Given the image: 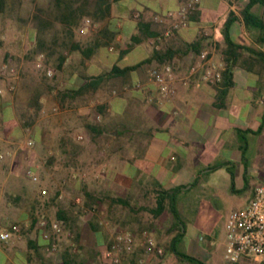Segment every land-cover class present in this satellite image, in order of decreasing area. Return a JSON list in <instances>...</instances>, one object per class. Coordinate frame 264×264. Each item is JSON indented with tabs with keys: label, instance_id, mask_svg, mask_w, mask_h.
<instances>
[{
	"label": "rangeland",
	"instance_id": "1",
	"mask_svg": "<svg viewBox=\"0 0 264 264\" xmlns=\"http://www.w3.org/2000/svg\"><path fill=\"white\" fill-rule=\"evenodd\" d=\"M43 1L45 0H23V2L11 6L4 13L7 17L0 18V65L3 60L12 59L21 67V79L16 83V91L0 95V125L2 126L0 153L6 154L5 158L0 160V168L3 167L6 157H12L15 153H23L22 164L26 165L33 153L31 164L39 175L40 182L33 184L31 191L35 195L34 197L43 203L45 201L53 203L55 207L52 206L45 214V217H51V219L56 217V207L63 203L72 207L73 211L79 215L78 222H84L85 213L90 209L82 210V204L77 202V198L83 195V186L87 185L103 197L104 202L99 217L103 227L113 235L117 229L124 228L122 222L130 218V210L128 207L122 208L121 205H116L115 216L112 215V217L114 216L113 222L107 216L109 214V197L126 198L129 197L132 190L128 191L123 184L115 183L114 177L117 172L121 171L120 162L131 160L140 153L136 146L129 143L126 144V148H122L118 141H115L114 145L106 144L101 136L94 140L87 130L88 123L101 121L95 112L96 105L116 97L110 91L111 83L103 85L94 96L80 101L75 107H69L67 103L63 105L58 92L67 86L78 87L79 83L83 82L81 76L83 67L80 65L78 53L68 54L66 69L58 75L59 85L44 97L43 107L34 123L28 125L29 129L23 125L24 119L19 117V108L25 104L27 95L22 90V83L29 85L32 81H41L44 75L43 71L36 66L37 57L30 54L34 41L30 38L31 28L26 23L28 15L34 11L37 3ZM94 23L95 26H89L85 33H81L79 30L82 26L81 23L76 29V38L86 43L95 37L100 28L97 22ZM112 45L115 47L114 50L109 49ZM123 46L124 44L119 45L115 41L102 48L98 55L88 62L84 73L97 75L109 69L114 64L112 54L122 55ZM144 57V53L137 49L118 58L120 60H117V64L120 66L131 65ZM48 66L53 69L52 65ZM73 74H75L74 81L71 79ZM6 82L5 76L0 70V86H4ZM251 91L252 93L249 91L247 95L246 103H238L240 106L238 107L239 119L236 123L237 132H232L227 136L223 142L224 150L220 155L213 157L214 154L209 153V158L212 159L208 163L205 159L199 158L194 163L195 166L192 170H189L196 173L197 176L194 178H190L183 168H179L177 175L167 184L168 187H178L184 180H190L177 194L176 209L179 219L183 223H180L181 235L176 242V248L180 253L192 255L201 261L207 259V247L212 240H215L218 245L222 243L226 235L225 226L228 216L234 209L244 206L247 201L249 202L264 175V82H260L259 87ZM232 93L231 99L236 90ZM5 102L11 103L9 105L11 111L6 113L1 111V106ZM134 113L143 120L139 111H134ZM10 117L16 120L19 136L7 141L4 121ZM142 120L141 123L144 126L147 125V122ZM36 133L38 136L33 137ZM113 133L115 134L114 130ZM79 136L82 138L79 139ZM29 137H33L35 140L34 147L25 148L21 143ZM158 154L157 146L147 154L148 160L146 161L150 167L154 166ZM52 156L55 158L52 163H49ZM84 172H87V178L82 177L81 174ZM1 177V181H4L7 175H1ZM27 182L30 180L23 173L13 177L9 176L5 186L2 187L0 184V192L2 190V193L7 194V198L16 201L18 189ZM43 187L49 191L47 197L39 196ZM62 190L64 196L59 197L58 195L54 201H51L56 192L60 193ZM148 190L150 191L147 192ZM134 197L138 198L132 199L131 205L138 202L155 207L157 204V194L153 191V184L145 183L143 180L137 186ZM138 218L149 226L145 230L149 232L158 230L156 236L162 246L169 243L179 232L178 229L171 230L178 219L173 217L169 211L159 217L153 216L150 211H143L138 215ZM13 224H18L21 227V232L8 242L0 240V264H39V260L36 258L28 260V262L24 261L30 251L28 240H34L32 238L35 236L34 231H30L29 225L19 219L17 214L8 212L5 215L0 214V230ZM68 233L67 231L58 236L59 250L73 243V238ZM56 251L52 249L44 251L43 256L48 261L54 262ZM141 258L144 261H140ZM141 258L139 264H151L147 262L148 258L156 261L162 260L159 264H191L187 260L178 259L173 253H168L164 258L157 254L144 253ZM125 260L124 258L123 261ZM89 264H98V262L94 259ZM127 264L134 263L127 259ZM208 264L212 263L209 261Z\"/></svg>",
	"mask_w": 264,
	"mask_h": 264
},
{
	"label": "crops",
	"instance_id": "2",
	"mask_svg": "<svg viewBox=\"0 0 264 264\" xmlns=\"http://www.w3.org/2000/svg\"><path fill=\"white\" fill-rule=\"evenodd\" d=\"M185 1L120 0L113 3L111 15L102 22H98L99 30L105 31L106 29L117 32L115 41L119 45L124 44L122 47L126 50V53L123 54L124 56L137 49L144 53L145 57L143 59L149 57L154 49H160L164 53L172 55L168 61L175 67L179 77H186L191 68L199 61V53L196 48L190 46L193 43H196V47L202 50L215 45L217 48L215 59L223 61V51L226 48L224 29L226 21L231 14L236 17V21L229 28L231 38L236 43L246 47L264 49V44H260L256 40L260 35V31L253 29L252 32H249L241 13L250 4L252 5V12L264 20V4L258 1L255 2V0H201L198 7L190 12V24L188 27L180 29L170 37H165L156 43H152V37L154 36H151L144 38L142 42L130 45L131 37L139 33L141 27L148 32L157 31L159 34L162 33L172 22V19L167 17V13L170 10L178 9ZM5 16L4 13H0V18H5ZM241 53L245 57H252L249 50L242 49ZM123 55L113 53L114 64H117V60H120L118 58L123 57ZM156 64L157 62L154 61L149 68ZM256 65H252V70L242 66L234 68L235 85L229 90L225 106L217 105L219 87L205 82L198 83V75L186 80L179 79L176 81L177 94L172 99L161 103L149 102L145 94L132 88L123 94L122 97L111 98L112 103L115 104L116 112L120 113L129 108L136 112L139 111L143 121L147 122V125L144 126V131L150 134L144 140L143 149L139 155L131 160L127 159L120 162L121 171L116 173L114 177L115 183L123 184L129 191L139 181L142 182L143 180L145 183H153L154 180H157L165 188L171 189L176 186L168 187L167 184L174 179L179 168H183L190 178L197 176L195 172H190L189 170H192L195 166L194 163L199 158L205 159L208 163L212 159L209 158V153H213V157L220 155L224 150L223 142L227 136L231 135L232 132H237L238 107L240 104L246 103L249 91L252 93V89L259 87L260 82H264V65L262 63ZM234 90H236V93L231 99L230 96ZM10 104L3 103L1 111L4 113L11 111ZM4 123H6L4 124V130L6 131L7 141L19 136L14 118H7ZM37 136L38 133L33 135V137ZM155 146H157L159 154L154 166L150 167L146 161L148 160L146 156ZM33 156L34 154L32 153L31 159L26 165L22 164L23 153H15L12 157H6L3 167L0 168L1 186H5L9 176L13 177L22 173L25 175L26 166H32ZM1 175H7V178L1 181ZM29 180L30 182L24 183L23 187L18 189L16 201H11L7 198V194L2 193V190L0 192V214L5 215L6 212L17 214L19 219L28 225L31 223L30 217L33 211L41 219L45 217V214L52 206L55 207L53 203H43L40 199L34 197L35 195L32 194L31 188L37 182ZM186 182L189 183L190 180H184L179 185L184 186ZM63 196L62 190L59 193V197ZM78 198L83 199L82 196H78ZM38 200L41 203H38ZM59 209L70 213L73 211L72 207L63 203L56 207V213ZM163 215L164 213L161 216ZM92 216L93 212L89 210L85 213L84 222H78L81 226L82 241L85 244L104 250L106 249L105 236L110 239L113 235L105 228L97 232L92 230L90 225ZM48 218L49 221L56 220V217ZM61 223L64 232L68 231V234H71V231L67 230V228L65 229L66 224ZM32 231H34L35 235L32 238L36 240L38 246L46 242V237L42 234V231H37L36 228ZM157 232L158 230H152L150 234L159 243L156 236ZM135 240L136 248L141 250L145 248V254H147L145 240L142 235L135 236ZM56 244L55 261H48L47 258L43 257L39 259V264H55L61 260V250L58 248V242ZM207 248L208 257L203 262L206 264L209 261L212 264H228L225 258L226 235L221 244L218 245L215 240H212ZM127 259L131 260V257L126 258L121 264H127ZM141 260L144 261L143 258ZM146 260L151 264L162 262L159 259L157 261L151 258ZM24 261L28 262V258L26 257ZM96 261L98 264H110L111 258L104 253L99 255ZM133 263H137V260H133Z\"/></svg>",
	"mask_w": 264,
	"mask_h": 264
},
{
	"label": "trees",
	"instance_id": "3",
	"mask_svg": "<svg viewBox=\"0 0 264 264\" xmlns=\"http://www.w3.org/2000/svg\"><path fill=\"white\" fill-rule=\"evenodd\" d=\"M120 0H45L41 3H37L34 11H32L28 17L27 22L31 28L30 37L34 41L33 47L30 49V54L34 57L43 55V60L46 65H52L54 74L52 77L47 76L43 71V79L41 81H32L29 85L22 83V90L25 91L26 101L23 106L19 108V117L24 119V126L34 123L36 117L39 115L40 110L43 107L44 97L53 92L59 85V74L66 69V63L69 59L68 54L79 55L80 65L83 67L81 76L83 82L78 87L67 86L65 89L60 90V100L63 105L67 103L69 107H75L80 101L86 100L92 96L105 84L111 83V93L114 90L121 92L125 86L132 87L138 80H146L148 77L149 66L156 61V65H163L171 59L172 55L164 53L160 49H154L153 53L131 65L120 66L118 64L112 65L109 69L97 74L91 75L84 73L86 66L100 50L108 46L111 42H115L117 32L109 30L105 31L101 29L99 33L88 42L84 43L76 38V29L80 26L85 17L91 18L94 22H102L112 13V5ZM264 4V0H255V2ZM23 2V0H0V13H6L11 6L17 5V3ZM252 5H247L242 11V16L246 28L249 32L253 29L260 31L259 37L256 38L257 42L264 44V20L262 17L254 14L251 10ZM236 21L235 15H230L225 25V41L226 48L223 51L224 69L222 71V81L219 87V94L217 97V105L225 106L226 99L229 90L235 85L234 80V68L236 66H242L249 70H252V65L263 64L264 65V51L258 48L246 47L242 44L236 43L229 35V28L232 23ZM159 32H148L142 27L140 32L131 37L130 45L142 42L144 38L155 36ZM196 48L197 52L202 51L201 48L196 47V43L190 45ZM242 49L249 50L252 57H245L241 53ZM122 55L126 53V50H121ZM253 60L256 62L253 63ZM256 65V66H257ZM71 77L74 81L75 74ZM73 83V82H72ZM117 97H121L117 96ZM118 110V109H117ZM96 114L101 117V121H95L87 124V130L91 135V138L95 140L96 137H103L106 144L114 145L115 141H118L122 148H126V144L129 143L138 148L139 153L144 145V140L149 137V133L145 132V127L141 123V120L134 111L129 108L123 112H116L115 104L112 100L104 101L101 104L96 105ZM110 119V120H108ZM108 120V121H107ZM143 121V120H142ZM6 124V123H5ZM115 131V134L113 133ZM55 157H51L49 163H52ZM141 181L135 183V189L133 188L129 194V197L112 196L109 197V219L113 220L116 213V205H121L122 208H129L130 218L124 220L122 225L125 229H129L135 236L142 234L149 226L141 222L138 215L143 211H150L153 216L159 217L164 212L169 211L173 217L178 219L176 225L171 230L178 229V233L171 239L169 243L162 246L164 252L157 254L161 258H164L168 253H173L180 260H187L194 264H206L205 262L198 260L196 257L188 254L180 253L176 248V242L181 235L180 223H183L178 216L176 209L177 194L181 191L183 186L174 187L171 189L165 188L159 181H153V191L157 194V204L155 207H149L147 205L136 202L131 205L137 186ZM148 190L147 192H149ZM59 195V192L51 198L54 201ZM40 197H47L48 195H41ZM83 205L82 210L90 209L93 212L92 219H90V225L95 232L104 230L102 221L99 217L101 206L104 202L103 197L98 195L95 191L91 190L87 185L83 186ZM47 202V201H45ZM38 203H41L38 200ZM80 212H82L80 210ZM112 215H114L112 217ZM31 223L28 227L30 231L35 228L37 231H42V234L48 235L45 238L46 242L40 246L37 245L36 240L29 239L28 247L30 251L27 253L28 260L36 258L39 260L43 258V252L50 250L53 243L58 242V236L52 233L51 221L48 217H44L46 225H40V218L35 211L31 214ZM79 215L72 211L71 213L59 209L56 214V220L65 223V229L71 231L73 234V244L68 245L61 250V260L55 264H89L91 260L97 259L99 255L106 253L110 248L113 237L108 239L104 238L106 249H98L91 245L85 244L82 241L81 226L78 223ZM143 250L136 248L127 254H124V258L131 257V260H138Z\"/></svg>",
	"mask_w": 264,
	"mask_h": 264
},
{
	"label": "built area",
	"instance_id": "4",
	"mask_svg": "<svg viewBox=\"0 0 264 264\" xmlns=\"http://www.w3.org/2000/svg\"><path fill=\"white\" fill-rule=\"evenodd\" d=\"M201 0H186L176 10H170L167 17L172 19L170 25L160 34L152 37V43L161 41L165 37H170L174 32L186 28L190 24V12L195 10ZM91 25L95 26L94 21L85 17L82 26L79 28L81 33H85ZM110 50H114L112 45ZM217 48L215 45L206 48L199 53V61L194 65L186 77H179L175 67L167 62L163 65H154L148 69L146 80H138L132 87L125 86L121 92L114 90V96L125 94L130 88L141 92L147 96L149 102H158L172 99L177 94L176 81L186 80L192 76L198 75V83L205 82L219 86L222 81V71L224 62L215 59ZM264 51V49H263ZM36 66L39 70L45 71L47 76L52 77L54 69L45 64L43 55L37 57ZM1 73L5 76L6 84L0 86V95L14 93L17 89V81L21 79V67L12 59L3 60L0 65ZM57 110V108H54ZM99 118H101L99 116ZM30 127H27L29 129ZM2 126L0 125V130ZM82 136H79L81 139ZM35 140L29 137L21 143L25 148L34 147ZM5 153H0V160L4 159ZM25 175L34 182H40V177L32 166H27ZM87 178V172L81 174ZM98 176V174H96ZM66 182V180H65ZM41 195H47L48 189L43 187L40 190ZM77 202L83 205V200L77 198ZM86 210V209H85ZM40 225L45 226V218L40 219ZM52 231L60 236L64 233L63 225L58 220L51 221ZM226 252L225 258L228 264H264V175L261 183L256 187L253 197L249 202L240 208L234 209L226 220ZM21 232L18 224L9 227H3L0 230V240L8 242ZM46 238L48 235L43 234ZM73 237L72 234H69ZM142 237L145 240L146 252L151 254H162L164 248L160 246L149 231L144 230ZM73 244V243H72ZM136 240L132 231L125 228L117 229L113 234V242L106 254L111 258L110 264H121L124 254L130 253L135 249ZM56 243H53L50 249L55 250Z\"/></svg>",
	"mask_w": 264,
	"mask_h": 264
}]
</instances>
